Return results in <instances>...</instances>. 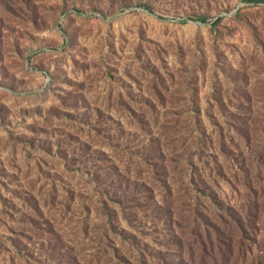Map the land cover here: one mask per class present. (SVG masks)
<instances>
[{
  "label": "rangeland",
  "instance_id": "obj_1",
  "mask_svg": "<svg viewBox=\"0 0 264 264\" xmlns=\"http://www.w3.org/2000/svg\"><path fill=\"white\" fill-rule=\"evenodd\" d=\"M152 105L224 132L227 159L200 165L197 185L174 174L176 192L144 199L133 228L116 205L120 238H95L92 203L83 264H264V2L247 0H0V264H21L6 237L34 200L59 213L71 187L86 216L92 160L127 158ZM37 264H54L38 239Z\"/></svg>",
  "mask_w": 264,
  "mask_h": 264
},
{
  "label": "trees",
  "instance_id": "obj_2",
  "mask_svg": "<svg viewBox=\"0 0 264 264\" xmlns=\"http://www.w3.org/2000/svg\"><path fill=\"white\" fill-rule=\"evenodd\" d=\"M247 1L264 2V0ZM146 9L151 11L148 6ZM198 18L201 21L206 20V17L203 16ZM161 107L164 108L162 120L154 117L157 111L156 106L150 107L151 113H149L148 108L139 107V114L135 121L139 133L134 144L136 148L127 158L120 159L117 157L118 162L113 161V165H105L103 161H107L100 157L94 158V162L92 160L90 189L88 188L87 192L92 195L91 197L95 196L93 197L95 199L92 198L91 205L86 206L85 217H76L74 213H71L72 202L75 201L76 196V189L74 188H67L65 192L68 196L64 201H61L64 203L63 209L67 210V215H69L65 223L63 222L65 216L62 215L63 209L58 213L57 209L49 208V215L45 217L41 209L47 203L43 199L37 205L36 200H34L31 210L24 212L22 219L25 224L24 228L14 229L15 235L11 233L6 237L11 252L16 254V257L21 260V264H37V239L42 244L48 259L54 264L85 263L84 257L81 255V251L77 250L79 248L76 245L93 240L92 233H89L90 223L88 221L92 203L97 215L103 221L99 235L95 238L100 241L103 238L106 242L112 237L110 233H114L116 237L120 238L121 234L128 233V231H124L123 228L119 229L116 205L123 211V218L127 220L128 226L133 228L134 226L129 220H132L133 216H137V208L146 206L145 200L154 201L156 197L165 200L166 196H171L176 192L174 183L179 180L174 179V174L180 178V182L183 180L189 185H197L205 182L203 174L199 171L200 165L203 168H209L210 165L208 164L211 161L219 165L217 157L219 154L223 159H227L226 152L231 138H227L224 132L218 130L216 137H214L213 130L208 131V128L198 117L189 119L181 116L185 112L183 106L171 108L175 116L170 119L165 117L169 113L168 107L165 105H161ZM194 110L198 111L197 108ZM213 124L215 125L216 122ZM206 155L210 156L211 159L204 160ZM87 156V154L82 156V163L89 162L90 158ZM122 161H125L128 166L123 172L119 171ZM132 162L135 170L130 165ZM108 168L112 170L111 173H108ZM210 175L211 172H207V176L210 177ZM52 193L51 208H54L56 203L59 204L57 202L59 192L55 186ZM31 195L34 198V194L31 193ZM169 208L167 206L162 210L168 212ZM37 211L40 213V221H37ZM242 226L243 224L239 225L238 228L243 232ZM69 233H72L73 237L69 236ZM2 243L3 241H0V248ZM80 249L86 248L81 247ZM212 260L214 259L212 258Z\"/></svg>",
  "mask_w": 264,
  "mask_h": 264
}]
</instances>
